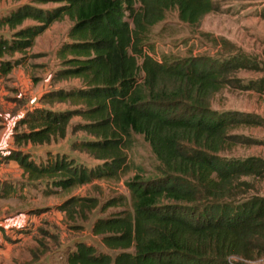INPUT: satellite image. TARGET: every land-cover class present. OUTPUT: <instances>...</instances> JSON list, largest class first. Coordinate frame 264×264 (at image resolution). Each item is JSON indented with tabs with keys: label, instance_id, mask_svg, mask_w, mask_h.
I'll return each instance as SVG.
<instances>
[{
	"label": "trees",
	"instance_id": "16d2710c",
	"mask_svg": "<svg viewBox=\"0 0 264 264\" xmlns=\"http://www.w3.org/2000/svg\"><path fill=\"white\" fill-rule=\"evenodd\" d=\"M50 3L56 6H40ZM215 11L214 0H29L0 16V30L7 32L0 34V76L20 64L6 56L30 50L37 37L66 18L71 25L55 52L59 65L51 79L79 82L44 91L42 105L20 120L25 129L14 131V144L64 138L71 118L80 116L84 121L74 127L90 138L73 146L100 162L88 167L66 154L48 153L45 162L36 163L14 150L6 160L17 161L29 180L46 178L63 191L97 179H119L129 169L126 151L134 135L142 136L160 164L153 177L135 173L125 180L128 197L115 195L101 205V210L119 207L91 224V234L108 251L77 241L66 253V264L264 260V155L225 154L239 144L264 145V139L236 131L264 128V117L211 107L214 94L226 87L264 95V61L225 40L231 52L220 57L159 59L151 54L153 30L169 13L196 27ZM240 70L261 75L243 81L236 76ZM65 103L71 108L44 106ZM9 195V186L0 189L1 198ZM98 204L96 197L72 195L58 207L68 219L85 221Z\"/></svg>",
	"mask_w": 264,
	"mask_h": 264
},
{
	"label": "rangeland",
	"instance_id": "374dc122",
	"mask_svg": "<svg viewBox=\"0 0 264 264\" xmlns=\"http://www.w3.org/2000/svg\"><path fill=\"white\" fill-rule=\"evenodd\" d=\"M28 2L29 0H21L18 3L0 0V16ZM214 2L217 11L205 16L196 27L179 23L175 13H169L165 21L153 30L150 38V44L153 46L151 54L159 59L162 55L175 58L220 57L231 52V47L223 44L222 40H225L240 52L249 54L259 62L264 61V17L260 16L264 10V0H214ZM40 6L51 8L56 4ZM70 25L66 18L54 22L37 37L33 48L23 54L17 53L4 58L19 59L20 64L0 76V189L10 187V195L6 198L0 197V237L6 240L0 242V264H66V253L74 248L77 241L91 243L99 250L108 251L101 244L99 237L91 234V224L96 218L106 216L119 207L110 206L101 210V205L115 195L122 194L128 197L124 182L135 173L143 177H153L159 172L158 160L149 144L140 135H134L132 145L127 148L129 169L119 179H97L65 191L53 188L51 181L46 178L29 180L17 161L5 159V156L14 150L27 153L36 163L45 162L48 153L66 154L76 163L88 167L100 162L73 146L75 141L90 138L86 132L74 127L84 121L80 116L71 118L64 138H56L49 143L16 145L13 136L8 138L10 132L25 129V125L19 122L27 111L42 105L39 103V97L44 91L79 85L74 79L64 81L51 79L59 65L55 52L65 40ZM0 34L6 36L7 32L0 30ZM260 75V72L252 70L236 72V76L243 81ZM249 91L252 90L226 87L214 94L211 107L221 111L237 110L259 114L251 110L256 107H251L256 104L259 106L261 97L256 92ZM44 106L54 110L71 108L67 103ZM262 106L264 110L263 101ZM236 131L257 140L264 139V128L260 126L239 127ZM225 154L239 158L250 155L263 156L264 145L255 142L239 144ZM256 187L261 188L255 183ZM72 195L92 196L99 201L87 220L68 219L59 209V204ZM27 217H34V221L23 222V218ZM20 223L26 224L21 227L18 226ZM10 235L14 238L20 237L18 240L8 239ZM256 263L264 264V260L260 258Z\"/></svg>",
	"mask_w": 264,
	"mask_h": 264
},
{
	"label": "crops",
	"instance_id": "0c3cea01",
	"mask_svg": "<svg viewBox=\"0 0 264 264\" xmlns=\"http://www.w3.org/2000/svg\"><path fill=\"white\" fill-rule=\"evenodd\" d=\"M263 14V12L260 14V16H263L262 15ZM0 90H1V85H0ZM249 92H252V91H249ZM257 94H259V93H257ZM41 96V95H40ZM259 96L261 97L259 100V102H260V105L259 106H257V104L255 105V106H252L251 108H254V107H256L255 109H251V110H255V112H258L259 114H261V115H264V110H263V106H262V101H263V103H264V95L263 94H259ZM247 111H250V110H247ZM12 132H10V134L8 135V138H10V136H12ZM8 140V139H7ZM10 140V139H9ZM11 162H13V161H9V163H11ZM26 220H31V221H34V217H31V218H23V222H25ZM37 222V221H36ZM8 237H10L11 239H17V238H19L20 236H17V237H15L14 238V236H12L11 237V235L10 236H8ZM4 239V237H0V242H2V241H5L6 242V240H3ZM2 240V241H1ZM4 242V244L6 245V243Z\"/></svg>",
	"mask_w": 264,
	"mask_h": 264
},
{
	"label": "built area",
	"instance_id": "2783aa9c",
	"mask_svg": "<svg viewBox=\"0 0 264 264\" xmlns=\"http://www.w3.org/2000/svg\"><path fill=\"white\" fill-rule=\"evenodd\" d=\"M25 224H26V223H24V224H23V223H20L18 226H21V227H22V226H25ZM16 226H17V225H16Z\"/></svg>",
	"mask_w": 264,
	"mask_h": 264
}]
</instances>
